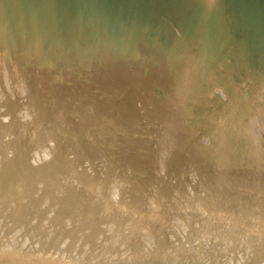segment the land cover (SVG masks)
<instances>
[{
	"label": "water",
	"instance_id": "water-1",
	"mask_svg": "<svg viewBox=\"0 0 264 264\" xmlns=\"http://www.w3.org/2000/svg\"><path fill=\"white\" fill-rule=\"evenodd\" d=\"M116 263L264 264V0H0V264Z\"/></svg>",
	"mask_w": 264,
	"mask_h": 264
}]
</instances>
